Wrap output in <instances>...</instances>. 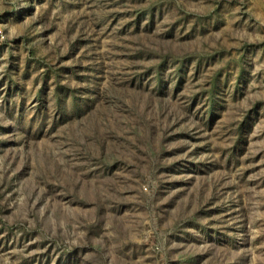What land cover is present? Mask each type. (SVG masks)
<instances>
[{"label": "rangeland", "instance_id": "obj_1", "mask_svg": "<svg viewBox=\"0 0 264 264\" xmlns=\"http://www.w3.org/2000/svg\"><path fill=\"white\" fill-rule=\"evenodd\" d=\"M0 264H264V0H0Z\"/></svg>", "mask_w": 264, "mask_h": 264}, {"label": "built area", "instance_id": "obj_2", "mask_svg": "<svg viewBox=\"0 0 264 264\" xmlns=\"http://www.w3.org/2000/svg\"><path fill=\"white\" fill-rule=\"evenodd\" d=\"M4 38V29L0 27V40Z\"/></svg>", "mask_w": 264, "mask_h": 264}]
</instances>
